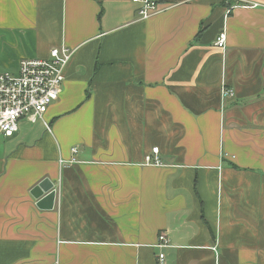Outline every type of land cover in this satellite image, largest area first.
<instances>
[{"label": "crops", "instance_id": "1", "mask_svg": "<svg viewBox=\"0 0 264 264\" xmlns=\"http://www.w3.org/2000/svg\"><path fill=\"white\" fill-rule=\"evenodd\" d=\"M161 7L0 0V73L73 51L43 118L0 138V264H264V0Z\"/></svg>", "mask_w": 264, "mask_h": 264}, {"label": "built area", "instance_id": "2", "mask_svg": "<svg viewBox=\"0 0 264 264\" xmlns=\"http://www.w3.org/2000/svg\"><path fill=\"white\" fill-rule=\"evenodd\" d=\"M137 6L139 20H148L165 8L163 0H131ZM226 36L220 33L215 46L223 49ZM73 51L66 48H53L46 59H23L19 62L17 75L0 73V138H8L18 131V121L26 118L34 123L41 120L51 104L59 98L64 83V70L70 62ZM222 97H232L230 89L222 88ZM74 155L76 149H72ZM75 160L71 159L70 164ZM62 164L63 162L60 161ZM144 166H161L158 148L144 157ZM158 249L167 247L165 235L159 236ZM164 256L159 254V264Z\"/></svg>", "mask_w": 264, "mask_h": 264}, {"label": "water", "instance_id": "3", "mask_svg": "<svg viewBox=\"0 0 264 264\" xmlns=\"http://www.w3.org/2000/svg\"><path fill=\"white\" fill-rule=\"evenodd\" d=\"M31 196L36 200L37 208L41 210H51L54 206V186L48 179L37 184L31 190Z\"/></svg>", "mask_w": 264, "mask_h": 264}]
</instances>
